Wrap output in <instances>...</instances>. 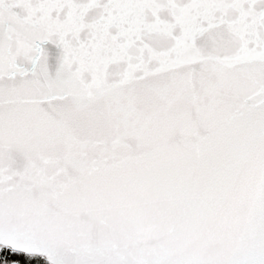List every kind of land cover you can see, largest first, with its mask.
Returning <instances> with one entry per match:
<instances>
[{"label": "snow or ice", "instance_id": "6c2138e0", "mask_svg": "<svg viewBox=\"0 0 264 264\" xmlns=\"http://www.w3.org/2000/svg\"><path fill=\"white\" fill-rule=\"evenodd\" d=\"M5 249L264 264V0H0Z\"/></svg>", "mask_w": 264, "mask_h": 264}, {"label": "trees", "instance_id": "16d2710c", "mask_svg": "<svg viewBox=\"0 0 264 264\" xmlns=\"http://www.w3.org/2000/svg\"><path fill=\"white\" fill-rule=\"evenodd\" d=\"M22 256V254H20ZM18 257L14 254H5V251L0 252V264H3L4 259L12 260V259H17ZM38 264H47L46 260L37 258ZM37 261H32L30 264H37Z\"/></svg>", "mask_w": 264, "mask_h": 264}, {"label": "built area", "instance_id": "2783aa9c", "mask_svg": "<svg viewBox=\"0 0 264 264\" xmlns=\"http://www.w3.org/2000/svg\"><path fill=\"white\" fill-rule=\"evenodd\" d=\"M12 254L11 251L9 249H5V254Z\"/></svg>", "mask_w": 264, "mask_h": 264}, {"label": "water", "instance_id": "95a60500", "mask_svg": "<svg viewBox=\"0 0 264 264\" xmlns=\"http://www.w3.org/2000/svg\"><path fill=\"white\" fill-rule=\"evenodd\" d=\"M10 250V249H9ZM23 255V254H22Z\"/></svg>", "mask_w": 264, "mask_h": 264}]
</instances>
